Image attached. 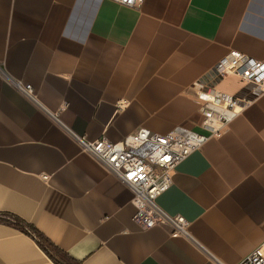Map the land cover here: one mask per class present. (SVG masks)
I'll list each match as a JSON object with an SVG mask.
<instances>
[{
  "label": "crops",
  "instance_id": "obj_1",
  "mask_svg": "<svg viewBox=\"0 0 264 264\" xmlns=\"http://www.w3.org/2000/svg\"><path fill=\"white\" fill-rule=\"evenodd\" d=\"M229 54L264 58V0H0V264H57L7 214L80 264H238L264 243V92L158 196L186 234L143 229L132 190L78 141L202 131L198 82Z\"/></svg>",
  "mask_w": 264,
  "mask_h": 264
},
{
  "label": "built area",
  "instance_id": "obj_2",
  "mask_svg": "<svg viewBox=\"0 0 264 264\" xmlns=\"http://www.w3.org/2000/svg\"><path fill=\"white\" fill-rule=\"evenodd\" d=\"M114 1L132 7H139L144 2ZM230 74L239 76L244 82L243 87L233 94L217 89L218 83ZM19 87L34 99L32 86ZM263 92L264 58L229 54L218 62L210 75L198 82L202 131L178 125L161 134L143 127L119 142L106 137L93 141L78 137V141L84 150L132 190L137 208L134 220L143 229L168 226L173 233L186 234L189 226L186 218L168 214L158 205V196L171 185L178 163L199 148L210 135L218 134L242 114ZM238 264H264V243Z\"/></svg>",
  "mask_w": 264,
  "mask_h": 264
},
{
  "label": "trees",
  "instance_id": "obj_3",
  "mask_svg": "<svg viewBox=\"0 0 264 264\" xmlns=\"http://www.w3.org/2000/svg\"><path fill=\"white\" fill-rule=\"evenodd\" d=\"M7 217L10 221L13 220L15 225L19 227L22 231L33 236L39 243V245L50 255V257L57 264H80L79 262L73 260L66 253L62 252L48 238L41 234L33 225L12 214H7ZM0 219L6 220V213H0Z\"/></svg>",
  "mask_w": 264,
  "mask_h": 264
}]
</instances>
